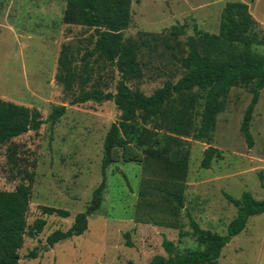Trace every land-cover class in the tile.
Instances as JSON below:
<instances>
[{
    "label": "rangeland",
    "instance_id": "1",
    "mask_svg": "<svg viewBox=\"0 0 264 264\" xmlns=\"http://www.w3.org/2000/svg\"><path fill=\"white\" fill-rule=\"evenodd\" d=\"M228 1L248 3L258 21L256 30L264 35V0H132L131 23L123 38L140 42L143 67L142 77L128 82L132 89L149 95L183 76L186 69L181 58L188 53L187 41L198 38L196 27L218 33ZM66 8L65 0H0V98L37 108L46 120L38 131L0 144V190L30 183L28 223L46 219L41 232L25 236L19 264H149L156 255L168 258L204 249L193 234L188 214L201 227L225 234L238 212L225 193L240 198L248 191L264 198V88L251 119L252 146L241 130L254 82L230 89L209 141L153 129L160 147L168 141L170 152L178 157L182 148L189 151L181 229L136 222L146 148L133 141L113 150L101 206L88 217L87 230L52 246L48 243L49 235L69 229L90 204L103 179L105 137L122 116L113 100L72 104L88 91L116 92L121 75L109 61L90 54L96 41L94 28L65 23ZM174 26L181 31L174 33ZM64 45H70L78 67L70 88L58 79ZM242 48L234 49L239 57ZM253 50L264 55V44H254ZM195 92L199 111L195 125H199L206 91ZM60 105L66 106L65 113L52 119L51 113ZM138 121L143 124L141 115ZM209 146L216 147L220 156L204 168L201 164ZM43 205L67 209L70 216L44 213ZM164 237L173 241L176 251L166 250ZM34 250L37 257H28ZM219 261L264 264V213L249 218L245 229L222 249Z\"/></svg>",
    "mask_w": 264,
    "mask_h": 264
},
{
    "label": "trees",
    "instance_id": "2",
    "mask_svg": "<svg viewBox=\"0 0 264 264\" xmlns=\"http://www.w3.org/2000/svg\"><path fill=\"white\" fill-rule=\"evenodd\" d=\"M65 1L67 8L64 22L93 27L96 41L90 54H98L109 61L121 75L116 92L99 89L88 91L76 96L72 104L92 99L113 100L122 109V116L111 125L105 137L103 179L94 190L90 204L85 211L76 215L69 229L57 230L49 235L48 243L52 246L72 236H80L87 230L88 217L101 206L107 186L106 169L112 162L113 150L133 141L146 148L136 222L181 229L184 224L182 209L185 207L189 151L182 148L179 157L176 152L172 154L168 141L164 147H160L157 139H154V131L166 129L178 135H192L195 139L209 141L216 126V116L224 109L230 89L239 83L254 82L253 97L241 124V130L252 146L251 119L260 91L264 88V55L253 50L254 44H264V35L256 30L258 21L250 13L248 3L228 1L221 15L218 33L196 27L198 38L196 41H187L188 53L181 58L185 74L175 82H165L147 95L134 91L128 84L130 80L143 75V67L139 61L140 42L125 41L123 38L124 30L131 23L132 0ZM171 30L174 33L181 31L177 26ZM238 45L243 47L240 57L234 53ZM72 55L70 45H64L59 58L58 79L68 88L73 85L78 74ZM195 89L206 91L199 125H195V116L199 113ZM65 110V105L57 106L50 117L57 119ZM140 115L143 124L138 121ZM45 122L39 109L0 98V144L30 130L38 131ZM219 156L220 151L209 146L204 151L202 167L209 168L213 158ZM225 195L238 207L237 216L229 223L225 234H217L201 227L188 214L193 234L205 248L177 253L168 258L156 255L149 264H221L219 258L222 249L245 229L251 216L264 213V198H255L251 192L245 191L240 198L227 193ZM30 197V183L21 182L14 190H0V264H19V251L24 245L25 236H35L44 229V218L36 219L33 225L28 223ZM41 208L47 214L70 216V211L64 208L49 205ZM163 246L169 252L176 251L173 241L167 237H164ZM28 257L36 258L37 252L31 251Z\"/></svg>",
    "mask_w": 264,
    "mask_h": 264
}]
</instances>
